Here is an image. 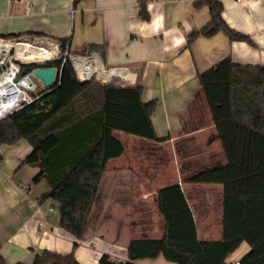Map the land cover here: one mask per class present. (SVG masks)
I'll return each mask as SVG.
<instances>
[{
	"label": "crops",
	"instance_id": "1",
	"mask_svg": "<svg viewBox=\"0 0 264 264\" xmlns=\"http://www.w3.org/2000/svg\"><path fill=\"white\" fill-rule=\"evenodd\" d=\"M74 1L0 0V38L23 34L53 41L60 48L61 40H66L63 50L76 56L79 74L113 70L118 75L113 79L117 86L112 88L141 87L143 102L157 103L152 122L161 142L128 140L123 144L124 154L108 162L82 240L61 228L56 202L40 203L50 186L46 180L34 184L39 169L23 165L31 145L22 140L14 146H0V253L6 264H33L35 256L46 251L74 252L80 264H100L104 254L125 263L132 240L165 235L157 193L174 184L183 188L199 239L221 241L224 187L186 183L198 172L227 164L198 75L227 58L238 65L264 66V0L248 4L220 0L226 23L250 37L252 44L232 42L218 33L198 38L190 47L187 37L211 19L208 7H194L197 0H150L148 21L140 17L137 0H84L76 7ZM158 156L157 167L145 165ZM169 156L180 175L166 180L160 174L158 183L153 170H163ZM132 188H137L135 193ZM150 198L155 201L157 219L150 213ZM135 199L144 207L141 222L118 221L117 212L123 216L126 212L127 219L136 217L131 204ZM153 219L160 222L159 227ZM250 250L247 243L242 244L236 251L241 257L235 262ZM136 263L176 264L163 256Z\"/></svg>",
	"mask_w": 264,
	"mask_h": 264
},
{
	"label": "trees",
	"instance_id": "2",
	"mask_svg": "<svg viewBox=\"0 0 264 264\" xmlns=\"http://www.w3.org/2000/svg\"><path fill=\"white\" fill-rule=\"evenodd\" d=\"M82 1L75 0L74 6ZM137 1L140 17L148 21L150 0ZM194 7H208L211 19L187 37L188 47L198 38L218 33L232 42L252 44L250 37L226 23L220 0H197ZM22 35L12 34L3 39ZM67 46V41L61 40L62 49ZM51 49L56 53L53 59L59 49ZM48 66L58 69L55 85L41 89L33 103L0 120V146H14L22 140L31 145L32 152L23 165L39 169L34 184L46 180L50 186L40 197V203L56 202L61 228L82 240L107 164L125 152L114 132L161 142L152 122L157 103L145 104L141 87L111 88L94 80L81 81L69 59ZM36 67L24 66L23 74ZM80 75L102 78L105 72L96 70ZM198 79L227 164L198 172L186 183L224 187L222 240L199 239L183 188L174 184L157 193L165 235L161 239L132 240L125 263L104 254L100 264H137L139 259L159 256L176 264H229V257L244 243L251 250L239 264H264V66L238 65L227 58L199 74ZM0 264H6L1 253ZM33 264L80 263L74 252L62 255L46 251L37 254Z\"/></svg>",
	"mask_w": 264,
	"mask_h": 264
},
{
	"label": "built area",
	"instance_id": "3",
	"mask_svg": "<svg viewBox=\"0 0 264 264\" xmlns=\"http://www.w3.org/2000/svg\"><path fill=\"white\" fill-rule=\"evenodd\" d=\"M251 1L252 0H235V2L238 4H241V3L248 4ZM15 41L19 44H21L22 42L28 41V42L34 44L35 46H39V45L44 44V42H41L40 40H38L37 38H34V37L16 38ZM46 42H47L46 45L49 46V48H51L52 46H55V47H57V49H59L58 50L59 52H57V56H55L53 59H50V60H47V59H43V60L38 59L37 60L36 59L33 61H37V62H30V63L25 64L26 61L20 60L19 58H17V56L11 55L10 58H7V60L5 62H0V88H2L6 84L7 79L5 80V78L10 77V81H8V83H11V85L15 88L14 90H11L10 92L18 91V94L15 93V96L17 94V97H14L16 100V104H14L8 111H6L2 116H0V120L4 119L6 116L12 114L13 112L20 110L24 106L33 103L36 100V95L40 91L39 86L34 81L36 79L32 76L33 70H31L28 73L23 74V67L24 66H28V65H32V64L35 65L37 63L44 65L47 62H53L56 60H57V62L65 61L68 58L69 59L72 58L73 63H74V57H76V56H72L67 51H64L62 49V47L61 48L59 47V45L58 46L54 45L53 41L47 40ZM73 65L75 66L78 78L81 81H90V80L96 78L94 76H86L83 78L79 74L75 63ZM105 71L107 72L106 73L107 75L105 74L106 76L104 75L102 78H100V81L108 87H111V88L116 87L117 85L113 79L118 74L113 70H110V71L105 70ZM7 101H8V99H7ZM235 264H239V262H236Z\"/></svg>",
	"mask_w": 264,
	"mask_h": 264
},
{
	"label": "rangeland",
	"instance_id": "4",
	"mask_svg": "<svg viewBox=\"0 0 264 264\" xmlns=\"http://www.w3.org/2000/svg\"><path fill=\"white\" fill-rule=\"evenodd\" d=\"M19 38H23V37H19ZM44 39V38H43ZM42 38L41 39H38V40H40L41 42H44V44H43V46H46V47H48L49 48V46H47L46 44H47V40H43ZM1 40L2 41H6V42H12V43H15L16 41H15V39H3V38H0V42H1ZM34 40V39H33ZM17 43V42H16ZM25 44H27V43H25ZM4 48H5V46L3 45V44H0V51H2V50H4ZM55 50H56V47H55ZM10 54L12 55V56H17V58L19 57V58H21V59H23L24 61H26L25 62V64L26 63H30V62H37V61H33V60H35L33 57H29V56H23V57H20L19 55H17V50L15 49V48H13L12 50H11V52H10ZM56 54V53H55ZM54 53H53V55H52V57L55 55ZM10 55V56H11ZM52 59V58H51ZM69 59V58H68ZM69 60H71V59H69ZM72 62V61H71ZM72 64H73V62H72ZM74 66V65H73ZM75 68V67H74ZM76 70V69H75ZM76 73H77V71H76ZM92 80H94V81H96V82H99V83H101V84H103L101 81H100V78H95V79H92ZM35 81V83L39 86V90H41V89H43L42 88V86H41V84L37 81V80H34ZM116 135H117V137L119 138V140L120 141H122L123 142V144L124 145H127L128 144V140H133V141H140V140H145V139H141V138H138V137H135V136H132V135H128V134H125V133H121V132H117L116 133ZM170 156L168 157V158H166V163H165V165H164V167H163V170H162V168L160 169H158V170H153L154 171V175H156V181L158 180V183L159 182H161L160 180H159V178H160V174H162V175H164V176H166L167 178H166V180H171V179H173L174 177H175V179H178V177H179V175H180V170H179V168H178V165H176V162L174 161L173 162V157H172V161L170 160ZM153 161H151V162H149L148 164H147V162L145 163V165H147V167L148 168H151V167H157V162H158V160L157 159H159V156L156 158V157H152L151 158ZM156 161V162H155ZM195 175V174H194ZM193 176V175H192ZM107 177V176H106ZM191 177V176H190ZM104 182H107V180H106V178H105V181ZM155 182H153L152 184H154ZM201 186H209V185H201ZM128 190H129V187H128ZM130 190H131V188H130ZM132 190H133V192L135 193L136 192V190H137V188H132ZM134 197H136V195L134 194ZM137 199V198H136ZM134 200V202H131V204H134L133 206L135 207L134 209V211L136 212V217L133 219H127V214H126V212H123L124 214H125V216H123V215H121V212H117L118 213V215H117V219H118V221H119V219H121V220H124V222L126 223V221H128V223L130 222V221H132V220H136V221H138V223H140L141 222V219L143 218V214H142V209L144 208V207H142V203H140L139 201H137V200ZM148 205H149V210H150V213H153V214H155V217H156V219L158 218V216H157V210H156V204H155V201L152 199V198H150L149 199V202H148ZM137 212H139V213H137ZM154 217V218H155ZM153 220H155V219H153ZM159 225H160V222L158 221V220H155V226L156 227H159ZM240 255V251H238V252H236L235 254H233V255H231V257H230V259H229V261H231L232 262V264H235L236 262V259H239L241 256H239Z\"/></svg>",
	"mask_w": 264,
	"mask_h": 264
},
{
	"label": "bare ground",
	"instance_id": "5",
	"mask_svg": "<svg viewBox=\"0 0 264 264\" xmlns=\"http://www.w3.org/2000/svg\"><path fill=\"white\" fill-rule=\"evenodd\" d=\"M4 43H1L5 46L4 50L0 51V62H5L7 58H10V52L13 48L17 50V55L20 57L23 56H29L30 58L33 57L35 60L37 59H47L50 60L52 58V49L48 48L43 45L35 46L34 44L30 42H22L19 43H12V42H6L2 41ZM27 43V44H25ZM19 58V57H18ZM20 60H23L19 58ZM6 84L0 88V116H2L6 111H8L14 104H16V100L14 97H17L18 91H12L15 88L11 85V83H8L10 81V77L5 78ZM15 93L16 96H15ZM10 98H9V97ZM8 99V101H7ZM8 102V103H7Z\"/></svg>",
	"mask_w": 264,
	"mask_h": 264
},
{
	"label": "water",
	"instance_id": "6",
	"mask_svg": "<svg viewBox=\"0 0 264 264\" xmlns=\"http://www.w3.org/2000/svg\"><path fill=\"white\" fill-rule=\"evenodd\" d=\"M71 61L73 62L72 58ZM55 62H57V60L53 62H47L44 65H41L40 63L35 64L37 67L33 69L32 76L41 84L43 89L53 87L57 81L59 75L58 69L56 67L48 66L49 64Z\"/></svg>",
	"mask_w": 264,
	"mask_h": 264
}]
</instances>
